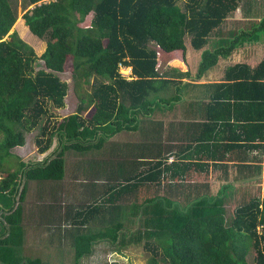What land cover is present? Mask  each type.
<instances>
[{"label": "trees", "instance_id": "obj_1", "mask_svg": "<svg viewBox=\"0 0 264 264\" xmlns=\"http://www.w3.org/2000/svg\"><path fill=\"white\" fill-rule=\"evenodd\" d=\"M242 1L27 0L32 8L22 15L24 24L46 41L45 51L37 57L15 32L8 35L21 19L11 0H0V264L26 260L21 181L61 180L66 151L99 150L118 132L136 131L140 118L182 100V90L190 86L184 80H200L238 46L258 41L264 35V19H235ZM185 38L200 52L194 76ZM39 60L44 69L36 70ZM67 67L79 95L84 86L90 92L81 94L75 113L54 122L51 108L65 106L68 85L59 74ZM121 67L130 68V79L120 73ZM170 89L173 96L166 97ZM196 105H201L209 139L215 141L218 133L217 144L210 147L220 148L222 166L229 153L247 149L255 153L251 163L237 156L236 166L254 168L253 175L258 174L256 165L264 154V59L227 67L222 81L210 86L208 101ZM36 129V153L48 152L56 139L55 152L42 161L19 162L16 170H6L3 157L23 147L25 133ZM230 187H222L209 200L144 203L139 230L133 234L120 233L121 225L80 234L74 264L91 255L95 242L104 239L122 250L140 246L145 264H264V196L245 200L246 192L239 189L242 203L228 220L225 198ZM99 209L79 214L80 225Z\"/></svg>", "mask_w": 264, "mask_h": 264}, {"label": "crops", "instance_id": "obj_2", "mask_svg": "<svg viewBox=\"0 0 264 264\" xmlns=\"http://www.w3.org/2000/svg\"><path fill=\"white\" fill-rule=\"evenodd\" d=\"M253 1L256 2L252 3V9L238 10L239 14L236 13L234 18H249L255 12L257 15L262 9L254 6L263 0ZM260 41L261 38L255 43ZM236 50L227 59L219 60L218 64L223 62V66L216 78L211 79L205 74L204 82L199 83L194 92L191 87L182 90V100L172 108L163 107L149 117L140 118L136 131L118 132L105 140L99 150L66 151L61 180L21 181L24 264L34 259L40 260L41 264H74L78 235L97 234L117 225L122 226L120 233H136L140 226L141 205L150 201L166 199L183 204L209 200L217 197L222 187L230 185L225 198V203H229L235 202L238 195L242 196L239 189L247 192V182L259 177L264 167V154L257 176L253 175L254 168L236 166L237 156L245 163H251L255 153L247 149L231 152V156L229 153L224 162L226 165L222 166L220 148L210 147L217 144L218 133L215 132V141L209 139L211 134L204 126L206 119L201 105H196L208 101L210 86L222 81L227 67L249 63L240 61L241 55ZM196 53L199 63L200 52ZM186 57L189 63L187 53ZM186 83L193 85L184 80L183 84ZM57 145L54 139L45 154H37L35 147H31L16 156L25 164L39 162L49 158ZM20 148L22 152L23 148ZM159 162L161 165L158 166ZM158 171L163 174L155 175ZM96 206L100 207L99 211L88 215V221L80 225L79 214H86L87 209ZM109 244L108 239L96 241L92 254L83 257L80 264H106L113 251L118 254L125 251L115 245L111 248Z\"/></svg>", "mask_w": 264, "mask_h": 264}, {"label": "rangeland", "instance_id": "obj_3", "mask_svg": "<svg viewBox=\"0 0 264 264\" xmlns=\"http://www.w3.org/2000/svg\"><path fill=\"white\" fill-rule=\"evenodd\" d=\"M12 1V5L13 8L16 10L17 13V19H21V23L16 25L14 28H12L9 32L8 35L12 34V33H16L18 35V37L26 44H28L34 51L37 57H40L41 54L45 51L46 48V41L45 40H40L39 38H37L35 35H33L28 27L24 24V21L22 19V15L25 13L26 10H29L32 8V6H28L27 0H11ZM260 1V0H259ZM256 2L253 0H243L240 3V11H242L243 9H252V3ZM256 4V3H255ZM257 5H255L254 7H258L259 9H262L260 12L257 13L256 12L254 15H252V19H264V0L262 1V3L260 4V2L257 3ZM261 6V7H260ZM237 15L239 14V12H236ZM8 36L5 38L7 39ZM261 41L259 44H256L255 42H251V43H244L242 46H238L236 52H238L239 55H241V57L239 58L240 61H249L250 64H255L257 61H260L262 59H264V35H260ZM185 46L187 49V55L189 57V65L191 70H197V60H198V53H196L195 50L192 49L190 42H189V38H185ZM255 43V44H254ZM255 46V47H253ZM196 53V54H195ZM220 64V63H219ZM218 64V65H219ZM36 70L39 69H44L43 68V62H41L40 60L37 62L36 64ZM216 66L215 68L211 69V74L206 73V75H210L211 79L216 78L217 76V72L219 71V69H222L223 66V62L221 63V65ZM216 69V70H215ZM120 73L126 77L127 79H130V75H131V71L130 68H125V67H121L120 68ZM196 72H192V75L194 76ZM215 75V76H214ZM60 79L67 83L68 85V92H67V96L65 98V106L64 108L61 109H54L51 108V113L54 116L53 121L54 122H59L62 119H64L65 117L73 114L76 112L77 107L80 105V97L81 94L83 93H88L90 92V88L88 86H84L83 91L80 95H79V90L76 89L75 86V82L72 78V74H71V69L70 67H67V69L65 70L64 73L59 74ZM187 82H190L189 80H186ZM204 82L203 78L197 81H191L192 84H190L189 87H191L192 92H194V88L198 87V84ZM208 92V86L205 87ZM191 92V93H192ZM189 93V94H191ZM164 95H166V97H171L173 96V89H170L167 93L165 92ZM86 97V96H85ZM43 124V122H42ZM18 128V127H17ZM19 129V128H18ZM38 134V130H33L31 132H27L25 133V147L23 146V150L22 152L20 151V147H17L15 149H12L10 152L11 155L8 156H4L2 163H3V167L6 170H16L18 165H19V158H17V154L18 156L22 155L24 152H27L28 148L34 147V139L36 137V135ZM261 157L263 158V154L261 155ZM260 164H257L256 166L258 167H262ZM257 176V175H255ZM246 199H249L251 197H259L260 199L263 198L264 196V167H262L261 172L259 177H254L252 178L249 182H247L246 186ZM239 196V197H238ZM236 197V201L235 202H229V203H225L226 204V218L229 220L232 218L233 216V210L235 208V206H237L238 204H241L242 202V196L238 195ZM110 245V244H109ZM111 248H114V245H110ZM116 247V245H115ZM147 255V254H146ZM252 259V254H250L248 256V261H251ZM146 263V256L145 253L143 252V249L140 246H130L129 249L125 250L124 252H122L121 254L118 253H113L111 254V256L109 258H107V263L106 264H145Z\"/></svg>", "mask_w": 264, "mask_h": 264}]
</instances>
